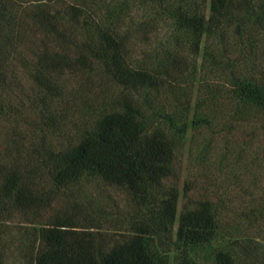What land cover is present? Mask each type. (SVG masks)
Listing matches in <instances>:
<instances>
[{"label":"trees","instance_id":"trees-1","mask_svg":"<svg viewBox=\"0 0 264 264\" xmlns=\"http://www.w3.org/2000/svg\"><path fill=\"white\" fill-rule=\"evenodd\" d=\"M134 4L145 7L142 18L122 24ZM163 26L167 36L159 39L160 49H143L139 58L162 59L155 69L132 63L129 59H138L133 54L136 47L141 43L150 47ZM29 40L31 47L25 52L22 48ZM262 53L264 0H0V118L8 119L14 109L6 94L11 59L25 63L37 90L29 100L33 106L41 104V114L55 123L53 105L63 95L65 70L81 74L102 70L126 89H159L195 70L201 56L215 66L224 65L222 59L248 61V75L239 68L231 71L226 87L223 84L218 92L211 88L201 101L213 106L225 99L233 104L232 118L253 119L264 129V68L252 61ZM154 115L126 96L109 110L101 106L98 114L79 124L77 137L64 148L54 150L42 143L43 150L36 151L29 145L30 162L10 147L0 153V223L48 203L50 190L40 182V167L56 187L98 175L134 194L132 233L125 239L105 248L91 228L57 218L38 224L34 264H166L157 239L173 242L174 232L175 243L194 248L217 236L208 200L183 205L177 215V189H159L174 169L175 134L183 133L188 123L213 125V113L197 106L191 117L187 108L178 116L164 113L158 122ZM184 261L204 264L192 263L186 255ZM215 264L236 261L229 251L219 250Z\"/></svg>","mask_w":264,"mask_h":264},{"label":"rangeland","instance_id":"rangeland-1","mask_svg":"<svg viewBox=\"0 0 264 264\" xmlns=\"http://www.w3.org/2000/svg\"><path fill=\"white\" fill-rule=\"evenodd\" d=\"M131 9L122 24L131 25L132 20L141 19L145 7L134 4ZM163 27L151 38L150 47L144 43L136 47L133 54L138 59H129L132 63L157 66L162 59L139 58L143 57V49L151 52L160 49L157 46L159 39L163 41L167 36V29ZM30 31L27 33L29 38L33 29ZM30 47L29 40L22 49L28 52ZM261 55L252 61L263 69L264 53ZM198 58L195 70L186 71L183 78H175V82L159 89L129 90L102 70L83 74L65 70L61 78L63 95L53 105V112L58 117L55 123H48L46 114H41L40 110L44 109L41 104H31L29 96L36 95L37 90L25 63L11 59L6 70L11 81L6 94L16 110L13 109L8 119L0 118V153L10 147L30 162L27 159L29 145L36 151L43 150L42 143L44 147L51 145L54 150L64 148L77 137L79 124L98 114L101 106L109 110L126 96L133 97L147 112H155L156 122L164 113L178 116L182 111L186 112V108L190 117L197 106L200 111H211L213 125L188 123L183 133L175 134L174 169L162 179L159 189H177V215L183 205L208 200L216 216L217 236L209 243L192 248L175 243L173 232V242L159 238L156 247L166 264H187L185 255L192 263L215 264V254L219 250L229 251L236 264H264V129L253 119L239 122L232 118L229 113L233 104L225 99L213 106L208 101H201L202 97L208 98L211 88L215 92L222 89L231 71L239 68L248 75L250 64H245L248 61L244 59H222L227 66L222 63L215 66L210 59ZM167 125L163 124L164 127ZM37 159L38 155L34 154L32 160ZM38 163L36 165L40 166ZM39 169L42 172L40 182L50 190L48 203L1 221L0 264H34L32 252L38 224L57 218L71 225L91 228L105 248L132 233L134 194L126 187L108 183L98 175H86L56 187L46 177L45 170Z\"/></svg>","mask_w":264,"mask_h":264}]
</instances>
